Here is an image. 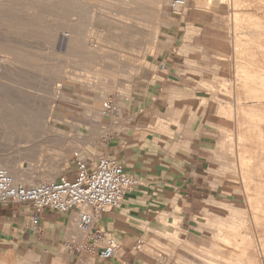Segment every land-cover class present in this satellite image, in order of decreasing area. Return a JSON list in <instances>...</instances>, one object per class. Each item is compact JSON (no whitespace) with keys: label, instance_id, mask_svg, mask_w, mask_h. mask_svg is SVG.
Wrapping results in <instances>:
<instances>
[{"label":"rangeland","instance_id":"obj_1","mask_svg":"<svg viewBox=\"0 0 264 264\" xmlns=\"http://www.w3.org/2000/svg\"><path fill=\"white\" fill-rule=\"evenodd\" d=\"M170 1L0 0V163L25 172L33 181L43 176L47 181L73 173L75 152L94 162L98 156H112L108 150L119 142L121 147L130 145L156 154L162 162L173 164L175 179L160 186L156 179L147 183L140 179L135 191L145 185L148 194L133 208L139 219L132 225L139 226L145 238L136 237L142 246L131 253L127 264H263L264 246L253 228L264 233V204L256 183L249 178L261 177L264 171V93L254 97L255 91L249 88L240 93L246 94L242 98L237 83L245 80L248 71L264 77V55H259L264 54V43L253 46L254 50L259 48L255 51L257 63L245 58L246 47L241 45L243 33L254 29L255 22L264 23V15L247 0H185L179 12L169 10ZM187 7L209 22L201 39L208 50L198 62L200 79L194 87L195 96L192 88L182 94L171 93L164 100L148 88L147 101L139 105H147L152 116H124L131 94L165 59L156 52L168 35L181 30L184 24L176 23L184 19ZM171 12L184 14L175 18ZM65 30L70 36L63 35ZM125 34L137 36L126 38ZM106 100L112 101L118 114H100ZM50 104L52 112L48 111ZM237 106L252 110L243 114ZM49 114L56 128L53 131L64 138L80 136V143L54 139L57 134L47 131L45 124ZM244 127L250 135L238 141L237 131ZM259 134L262 142L256 141ZM193 137L197 144L203 143L193 155L197 164L192 166L199 178L187 181L190 176L183 168L189 167L184 166V160L188 140ZM244 147L253 155L250 163L241 157ZM86 150L93 156L85 155ZM258 163L262 169L257 168ZM180 171L185 176H179ZM186 197L190 204H186ZM72 224L70 227L85 234L78 223ZM128 224L131 226L130 222L121 223L122 232L110 235L121 242L130 232ZM230 229L236 232L234 244L225 242L222 235ZM222 252L227 259L218 256ZM77 253L69 252L63 241H0V264L94 263L91 256L83 260ZM116 256L128 260L122 251Z\"/></svg>","mask_w":264,"mask_h":264},{"label":"crops","instance_id":"obj_2","mask_svg":"<svg viewBox=\"0 0 264 264\" xmlns=\"http://www.w3.org/2000/svg\"><path fill=\"white\" fill-rule=\"evenodd\" d=\"M145 5H147V2ZM169 7L168 5V8ZM171 13L175 18H180L182 14L185 13L184 19L180 18L176 23L178 26L182 23L184 25L180 26L181 30L177 29V32L168 35L164 44L160 46L156 52V56L165 55L166 57L158 64L154 71H150L146 74V77L142 79L144 84L131 94L128 105L125 106L123 110L124 116L135 114V118L139 119L152 116L151 110L146 107L147 105L142 108L139 105V103L147 101V97L149 96L147 91L148 88L154 90V94L157 98H164V100L167 99L171 93L182 94L186 91L188 92L192 88L193 95L196 94L194 87L200 79L197 75L199 71L198 62H200L199 60L201 59L202 53H207L208 50L207 45H205V42L201 39L206 32L205 27L209 26V22L203 15L201 17L197 14L193 15V8L191 7H187L184 13ZM183 27L188 29L185 30ZM136 36L137 35L125 34L126 38H135ZM179 100L182 99L179 98L178 101ZM194 100L195 98H193V101ZM196 140L198 139L194 137L193 140H188V157L184 160V166H188L189 168H183V171L187 170V174L190 176V178L186 177L187 181H196L198 180L196 178H199L198 173L194 171L195 167L192 166L194 164L193 162L196 163L193 155L198 154L197 149L201 148L203 143L197 144L195 142ZM119 144V142L114 143L113 147H110L108 152L113 154L112 156L123 164L126 172L137 176L139 181L140 179H144L146 182L143 180V183H147L150 182L149 179H156L155 182L160 186L162 182L168 181L169 183L175 179L176 174L172 169L173 164L171 162L164 163L156 154L153 156V153L148 154L143 150L141 151V149H137V147L130 145L121 147ZM179 164H181V162ZM182 174L185 176L184 173ZM182 174L180 171L179 176ZM138 185L139 183L125 193L121 205L118 208L105 212L93 225V227L98 225L101 226L109 234L113 231L118 234L122 232V230L119 229L120 227L122 228L121 223H131V226L129 224L127 225L130 231L129 234L125 235L121 242L119 241L122 245L121 251L128 257V260L125 262L119 256L110 259H101L97 255V250L89 248L90 245L86 239V235L84 233L81 234L74 226V228L70 227L72 220L75 218L73 214L76 215L75 211L57 213L45 208L39 213V230H31L29 228V219L35 211L29 205L14 202L1 205L0 241L4 238L20 239L23 241L31 240L32 242L39 241L40 238V240L42 239L47 243H49L50 240L51 244H54L56 241H63L69 252L74 254L77 250V254L81 255L83 260L88 259L89 257L87 256H91L94 260L93 264H127L132 259L131 253H133L129 251L130 245H132L136 239H139L136 238L137 236L145 238L144 234L141 233L142 230L140 227L138 226V228H135V226L132 225L135 219H139L134 216L133 208L139 206V204L143 202V199L146 197H144L143 194H148L145 185L143 186L144 188L141 187L138 191H135ZM191 186L190 198H193V185ZM190 203L191 200L186 197V204ZM126 239H131L132 241L130 240L131 242L127 243Z\"/></svg>","mask_w":264,"mask_h":264},{"label":"built area","instance_id":"obj_3","mask_svg":"<svg viewBox=\"0 0 264 264\" xmlns=\"http://www.w3.org/2000/svg\"><path fill=\"white\" fill-rule=\"evenodd\" d=\"M185 0H171L170 9L179 12ZM113 109L112 101L103 102L106 113ZM74 170L71 175L36 184L16 181L11 173L0 166V206L9 202L29 205L35 213L29 219V228L39 230V213L47 208L57 213L75 211L78 227L85 231L89 248L97 250L101 259L115 257L122 245L107 231L93 224L104 212L118 208L127 191L139 183V178L129 174L123 164L109 155L98 156L94 162L86 161L74 153ZM142 245L136 239L129 251L136 252Z\"/></svg>","mask_w":264,"mask_h":264},{"label":"bare ground","instance_id":"obj_4","mask_svg":"<svg viewBox=\"0 0 264 264\" xmlns=\"http://www.w3.org/2000/svg\"><path fill=\"white\" fill-rule=\"evenodd\" d=\"M143 1H146V0H143ZM152 1V0H151ZM156 1V0H155ZM247 2H249V3H252V4H254V5H256L258 8H260L261 10L260 11H262V13H263V15H264V0H247ZM238 3H240L239 1H238ZM83 4V3H82ZM149 5L150 4H152V2H150V3H148ZM154 4V3H153ZM157 6V5H156ZM235 6V5H234ZM238 13V12H237ZM236 13V14H237ZM261 13V14H262ZM263 17V16H262ZM246 18H247V16H246ZM264 18V17H263ZM71 19V18H70ZM154 19V18H153ZM235 19H237V21H239L241 18H238V17H236ZM255 19V18H254ZM244 20H247V19H243V21ZM80 21V20H79ZM241 21V20H240ZM239 21V22H240ZM250 21V20H249ZM262 21V20H261ZM73 22V21H72ZM253 22V21H252ZM251 22V23H252ZM264 22V21H263ZM127 23H129V22H127ZM247 23V22H246ZM250 23V24H251ZM240 24V23H239ZM242 24V23H241ZM254 24V23H253ZM247 25V24H246ZM249 25V24H248ZM252 27V26H251ZM249 29H250V27H248ZM252 28H254V27H252ZM248 30V29H247ZM60 31V30H59ZM66 31V30H65ZM68 31V30H67ZM65 32L63 35H65V37L66 36H70V33H68V32ZM62 32H64V31H62ZM69 32H70V30H69ZM242 33V32H241ZM238 34L240 35V31H238ZM238 35V36H239ZM243 35H245V38H244V41H243V43L241 44V45H244V47H246L245 49H243V51L245 50L246 52H247V55H245V58L246 59H248V61H250V62H256V59H257V57L255 56V55H257L256 53H257V51L259 50V48L258 49H256V50H254L255 48H253V46L254 45H262V43H264L263 41H264V39L261 37L262 35L264 36V23H262V24H258V23H256L255 22V28L254 29H250V30H248V31H246V32H244L243 33ZM72 38V37H71ZM79 38V37H78ZM263 39V41H262V39ZM69 41H71V40H69ZM68 41V39H67V42H69ZM72 43H73V41H71ZM240 42V41H239ZM70 43V42H69ZM238 44H240V43H238ZM236 45H237V43H236ZM248 47V48H247ZM251 47L253 48V49H251ZM264 47V46H263ZM261 49V48H260ZM262 50V49H261ZM245 51H244V53H245ZM255 51H256V53H255ZM260 53V52H259ZM246 54V53H245ZM259 55H264V54H262V52H261V54H259ZM243 57V56H242ZM264 57V56H263ZM262 57V58H263ZM261 58V57H260ZM82 59V58H81ZM264 59V58H263ZM260 62H262V61H264V60H262L261 61V59L259 60ZM257 62H258V60H257ZM256 62V63H257ZM259 62V63H260ZM248 63V62H247ZM264 63V62H263ZM85 64V63H84ZM248 64H250V63H248ZM251 64H253V63H251ZM261 64V63H260ZM86 65V64H85ZM88 65V64H87ZM242 66V65H241ZM90 67V66H89ZM239 67V66H238ZM245 67V66H244ZM249 67H251V66H249ZM263 67V66H262ZM241 69V68H240ZM246 69V68H245ZM248 69V68H247ZM250 69H252V67L250 68ZM253 70V69H252ZM260 71H262V70H260ZM246 72H247V70H246ZM245 72V73H246ZM249 72L251 73V74H249ZM264 72V71H263ZM257 73L258 72H255L254 73V71H248L247 72V74H245L244 75V77H245V80H242V82H239V83H237V84H239L238 85V87H237V91H239V95L241 96V92L243 91H245V93L247 92V90H249V88H250V90H251V88L253 89V91H250V92H254L255 91V93H254V97H257V96H261V94H262V92L264 93V77H261V76H259V75H257ZM261 73V72H260ZM127 76V75H126ZM125 76V77H126ZM81 82V81H80ZM84 82V81H83ZM82 83V82H81ZM237 86V85H236ZM248 88V89H247ZM56 90V89H55ZM249 93V92H248ZM247 93V94H248ZM52 94L53 95H55V91L54 92H52ZM236 94H238V92L236 93ZM250 94V93H249ZM239 95H238V97H239ZM244 95H246V94H244ZM241 96L242 98H244V97H246V96ZM250 95H252V94H250ZM250 95H249V97H250ZM237 97V98H238ZM248 97V98H249ZM252 97V96H251ZM54 98H56L55 96L53 97V99ZM241 98V99H242ZM240 99V98H239ZM51 103V102H50ZM54 103V102H53ZM52 103V104H53ZM52 104H50V105H48V107H49V112H52ZM47 105V104H46ZM102 105H103V103H102ZM102 105H101V111H100V114L101 115H109L110 113H114V114H118L119 112L118 111H116V106L112 103V105H113V109L111 110V111H109L108 113H106V112H104L103 110H102ZM241 105V104H240ZM98 106V105H97ZM237 111H240V112H242L243 114H246V113H248L249 114V112H251V108H248V106L247 107H240V108H238V106H237ZM255 109V108H254ZM240 112L238 113L239 115H240ZM261 113V112H260ZM247 114V115H248ZM246 115V116H247ZM237 116V115H236ZM245 116V117H246ZM250 117V116H249ZM255 117H257V116H255ZM252 118V117H251ZM237 119V118H236ZM241 119H243V117L241 118ZM250 119V118H249ZM261 119V118H260ZM255 120V119H254ZM51 115L49 114V115H46V119H45V124H46V126L48 127L47 129V131H49V132H51V133H53V134H57L56 136H54L55 138L54 139H56V137L58 138V139H61V140H70V141H77V142H79V141H81L82 140V138L80 137V136H75V137H72V138H64L62 135H59V133H57V131L55 132V131H53V129H56L53 125L54 124H52L51 125ZM245 122V121H244ZM251 122H252V120H251ZM65 123V122H64ZM243 123V122H242ZM248 124V123H247ZM257 124V123H256ZM239 125V124H238ZM250 125H252V124H250ZM255 126V125H254ZM260 127V126H259ZM255 128V127H254ZM251 129V128H250ZM255 129H258V128H255ZM47 131H44V133L45 132H47ZM253 133V132H252ZM251 133V135H253ZM237 134H238V136H237V139H238V141L239 140H242L244 137L246 138L248 135H250V133H248V130H247V128L246 127H244V128H242V129H238V131H237ZM262 135L261 134H259L258 135V137L256 138V135H255V137L254 138H256L257 140L256 141H258V142H262V137H261ZM51 138V137H50ZM53 138V137H52ZM252 138H253V136H252ZM246 139H248V138H246ZM249 139H250V136H249ZM261 139V140H260ZM86 140V139H85ZM85 140H83V141H85ZM252 140V139H251ZM249 141V140H248ZM253 141V140H252ZM254 141H255V139H254ZM88 142V141H87ZM80 143V142H79ZM86 143V142H85ZM252 144H253V142H252ZM259 144H262V143H259ZM26 145V144H25ZM41 145V144H40ZM263 145H264V143H263ZM33 146H34V144H33ZM65 146V145H64ZM68 146V145H67ZM256 146V145H255ZM261 146V145H260ZM29 147H31V146H29ZM44 147V146H43ZM259 147V146H258ZM37 148V147H36ZM250 148V147H249ZM263 148V146L261 147V149ZM31 149V148H30ZM33 149V148H32ZM38 149V148H37ZM51 149V148H50ZM248 149V148H247ZM258 149V148H257ZM48 150V149H47ZM242 150V153H240L241 154V157L242 158H248L249 159V163L252 161V157H253V155H251L252 153H250V151L248 152L247 150H246V148L244 147V149L242 148L241 149ZM240 150V151H241ZM249 150V149H248ZM36 151V150H35ZM82 151V150H81ZM261 151V150H260ZM263 151H264V148H263ZM53 152V151H52ZM92 152V151H91ZM91 152H89V150H86V152H85V155H90V156H93L92 154H93V152H92V154H91ZM256 152H257V150H256ZM262 152V151H261ZM36 153V152H35ZM78 153V152H77ZM39 154V153H38ZM49 154V153H48ZM57 154V153H56ZM79 154V153H78ZM253 154H254V152H253ZM258 154V153H257ZM260 154V153H259ZM36 155H37V153H36ZM43 155H44V153H43ZM60 155V154H59ZM256 155V154H255ZM261 155V154H260ZM86 156V157H87ZM264 156V155H263ZM262 156V157H263ZM61 157V156H60ZM79 157L80 158H82V159H84V160H86L84 157H82L80 154H79ZM55 158H56V156H55ZM258 158H260V157H258ZM247 159V160H248ZM244 160V159H243ZM254 160V159H253ZM87 161V160H86ZM246 161V160H245ZM244 162V161H243ZM258 162V161H257ZM256 162V163H257ZM66 164V163H65ZM262 164H264V162L262 163ZM253 165H255V164H253ZM260 165V166H259ZM0 166L1 167H3L4 166V168H7L8 169V171L11 173V175L13 176V178L16 180V181H18V180H24V181H26V183L27 184H36V183H39V182H41V181H44L43 179L44 178H46L47 176H43L42 178H39V179H42V180H36V181H33L32 180V177L31 176H27V175H24L23 173H25V172H21V171H19V170H17L15 167H10L9 166V164L7 163V164H5V163H0ZM256 166V165H255ZM261 164L260 163H258V167L257 168H261ZM262 167H264V166H262ZM262 169V168H261ZM264 169V168H263ZM260 171V170H259ZM262 171L263 170H261V173H262ZM30 172V171H29ZM32 172H30V174H31ZM259 173V172H258ZM38 174V173H37ZM254 174H256V175H258L257 174V170L255 171V169H254ZM263 174H264V171H263ZM262 174V175H263ZM262 175H259V176H261V177H256V178H249L250 180H253L255 183H256V185H257V188H258V195H259V200H261L262 199V202H263V204H264V194H262V197L260 196V193H262L263 191H264V177L262 176ZM38 177V176H37ZM40 177V176H39ZM50 179V178H49ZM256 200V199H255ZM255 204V203H254ZM259 205V204H258ZM256 211H257V209H256ZM263 215V214H262ZM259 216V215H258ZM75 217V216H74ZM262 217V216H261ZM252 221H254V223H255V218L253 217V220ZM264 221V220H263ZM262 221V222H263ZM72 222H73V225L75 226V224H77L78 222H77V218L75 217L73 220H72ZM256 222H258L257 220H256ZM259 223V222H258ZM261 223V222H260ZM264 224V223H263ZM258 225V224H257ZM261 225V224H260ZM259 226V225H258ZM252 227H255V225H253ZM260 227V226H259ZM262 228V227H261ZM255 231V234H256V238H257V240L259 241V243H260V245L263 247L264 246V240H263V236H264V233H263V230L262 231H260L259 229H258V227H255V228H253ZM224 230V229H223ZM252 232H253V230H252ZM252 232H251V234H252ZM247 233H250V232H248L247 231ZM244 234V233H243ZM245 234H246V232H245ZM223 235V238H224V241L225 242H227V243H231V244H234V242H235V235H236V232L235 231H233V230H227V231H224V233L222 234ZM238 235V234H237ZM255 236V235H254ZM242 237V236H241ZM245 238V237H244ZM236 239H239V238H236ZM241 240H243V239H241ZM249 240V239H248ZM247 242V241H246ZM251 242V241H250ZM237 243V242H236ZM235 243V244H236ZM239 243V242H238ZM253 243V242H252ZM245 244V243H244ZM257 244H258V242H257ZM237 245V244H236ZM253 245V244H252ZM259 245V244H258ZM142 246V245H141ZM228 246V245H227ZM255 246V245H254ZM230 247V246H229ZM140 249H141V247H140ZM230 249V248H229ZM263 249V248H262ZM261 249V250H262ZM232 252H234L235 253V251L233 250ZM254 252V251H253ZM227 253L229 254V251H227ZM234 253H232V255L234 254ZM252 253V252H251ZM263 253H264V250H263ZM231 254V253H230ZM230 254H229V256H230ZM247 255V254H246ZM219 257L220 256H222V258H224V259H227L226 257L228 256L227 254H226V252H225V254L222 252V253H220L219 255H218ZM242 256V255H241ZM250 256V255H249ZM230 258H231V256H230ZM253 258V257H252ZM228 259H229V257H228ZM263 259V258H262ZM230 260V259H229ZM229 260H226V261H228L229 262ZM235 260V259H234ZM256 260V259H255ZM224 261V260H223ZM237 261V260H236ZM251 261V260H250ZM215 264V263H214ZM248 264V263H247ZM264 264V263H263Z\"/></svg>","mask_w":264,"mask_h":264}]
</instances>
